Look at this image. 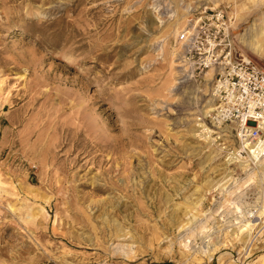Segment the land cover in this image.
I'll return each mask as SVG.
<instances>
[{
    "label": "rangeland",
    "instance_id": "374dc122",
    "mask_svg": "<svg viewBox=\"0 0 264 264\" xmlns=\"http://www.w3.org/2000/svg\"><path fill=\"white\" fill-rule=\"evenodd\" d=\"M219 6L264 64V0H0V264H264V158L177 40Z\"/></svg>",
    "mask_w": 264,
    "mask_h": 264
},
{
    "label": "built area",
    "instance_id": "2783aa9c",
    "mask_svg": "<svg viewBox=\"0 0 264 264\" xmlns=\"http://www.w3.org/2000/svg\"><path fill=\"white\" fill-rule=\"evenodd\" d=\"M189 23L177 40L187 46L192 58L197 57L196 70L200 74L212 70L214 79V107L201 118L207 128L201 126V133L217 132L221 138L224 134L209 126L221 130L231 125V132L226 134H232L238 144L232 147L224 143V149L239 159L264 158L259 147L264 143V64L233 52L232 16L226 6L207 7ZM251 146L259 148L254 152Z\"/></svg>",
    "mask_w": 264,
    "mask_h": 264
},
{
    "label": "bare ground",
    "instance_id": "6f19581e",
    "mask_svg": "<svg viewBox=\"0 0 264 264\" xmlns=\"http://www.w3.org/2000/svg\"><path fill=\"white\" fill-rule=\"evenodd\" d=\"M227 7V6H226ZM234 21V20H233ZM254 43L255 42H251V44L252 45H254ZM235 44V43H234ZM258 43H256L253 47H254V50L257 52V53H260L261 51H262V49H261V46L258 44ZM208 72H212L211 70H209ZM209 74V73H208ZM212 77H213V74H212ZM211 80H212V78H211ZM211 91V90H210ZM202 127H204L203 129H207L205 126H202ZM217 130V129H216ZM207 131V130H206ZM219 131V130H218ZM200 135V134H199ZM209 136V135H208ZM211 136V135H210ZM206 138H208V137H206ZM205 138V139H206ZM259 147L264 151V143L263 144H261V145H259ZM258 146H257V148H255L254 146H251L250 148L254 151V152H256L257 151V149L259 148ZM234 155H235V153H233ZM229 155L231 156V154L229 153ZM262 179V178H261ZM264 212V211H263ZM262 215V214H261ZM249 223V222H248ZM251 223V222H250ZM248 226H250V225H248V224H242L240 227H239V230H240V233H243L244 231H247V228H248ZM238 236V235H237Z\"/></svg>",
    "mask_w": 264,
    "mask_h": 264
}]
</instances>
